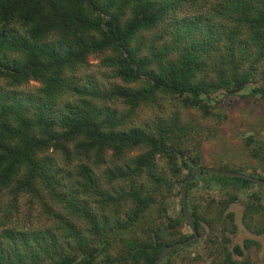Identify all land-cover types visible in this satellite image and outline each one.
I'll return each instance as SVG.
<instances>
[{"label":"trees","instance_id":"1","mask_svg":"<svg viewBox=\"0 0 264 264\" xmlns=\"http://www.w3.org/2000/svg\"><path fill=\"white\" fill-rule=\"evenodd\" d=\"M92 56L101 59L95 74ZM32 81L41 86L27 89ZM259 81L264 0H0V264H155L166 247L192 238L181 230L182 199V219L168 217L169 200L204 167L202 143L215 128L184 112L223 122L214 97ZM252 96L264 100V85ZM168 100L177 104L167 109ZM147 109L154 117L140 122ZM246 142L264 167V140ZM200 175L206 189L256 184L201 172L187 191L210 255L251 264L234 257L259 241L231 247L237 197L201 204ZM26 197L47 215L45 227L12 224ZM260 216L256 193L242 222L257 236Z\"/></svg>","mask_w":264,"mask_h":264},{"label":"rangeland","instance_id":"2","mask_svg":"<svg viewBox=\"0 0 264 264\" xmlns=\"http://www.w3.org/2000/svg\"><path fill=\"white\" fill-rule=\"evenodd\" d=\"M89 60V63L92 65L89 73H97L101 59L92 56ZM262 85H264V82L259 81L237 95L226 98L222 94L215 96L216 110H214L215 112L221 111L225 114L226 118L223 122H219L213 116L204 120L203 116L196 111L184 112L185 116L191 117L208 129L215 128L214 134L208 136V140L202 143L201 152L204 167L227 169L232 172L243 169L245 171L244 174L249 175V173L256 172L264 176V167H262V164L258 160L253 159L249 153L250 149L255 145L250 146L246 142L251 136H254L256 140H264V100L260 96H252V88ZM40 86L38 82L32 81L27 86V89L34 90ZM21 89L26 88L23 87ZM175 104H177V101L168 100L165 106L167 109H171ZM119 110L123 111L124 109L119 106ZM154 115V110L147 109L141 113L139 121H149ZM138 154H140L139 151H134L131 153V156H137ZM207 179V175H200L197 178L199 187L195 192V198L201 204H205L206 201L212 198L222 200L224 198L228 199L232 195L237 197L235 203L230 207V211L236 215V224L238 225V232L232 237L231 247L243 245L247 239L257 240L261 243L260 248L253 246L245 252L244 257L235 256V260H247L251 264H264V235L257 236L251 233L242 222L246 207L252 202L253 194H259L261 204L264 206V189L258 187L259 185L249 187L248 190L223 185H215L213 189H206L204 188V182ZM168 217L182 219L181 195L177 191L175 196L169 200ZM259 218L264 221V217L260 216ZM12 224L24 229L45 227L47 225V215L44 214L42 208L38 205H31L29 197H26V199H22L18 212L14 214ZM181 230L189 237L193 236L187 223H183ZM205 242L206 236L201 235L198 243L191 245L184 252H181L180 256L173 257V262L175 264H184L182 261L184 256L190 255L192 258H198L197 264H218L219 262L216 257L210 255V252L206 249Z\"/></svg>","mask_w":264,"mask_h":264},{"label":"water","instance_id":"3","mask_svg":"<svg viewBox=\"0 0 264 264\" xmlns=\"http://www.w3.org/2000/svg\"><path fill=\"white\" fill-rule=\"evenodd\" d=\"M201 172H207L219 176H226L231 178H242L245 180H248L250 182L255 183L256 185L263 186L264 187V180L255 176L247 175L241 172H232L229 170H222V169H214V168H208V167H199L196 168L192 173L191 176L185 181L182 189L181 199H182V206H183V212L185 216L186 223L191 230L193 237L185 242H179L173 246L166 247L162 253L160 254L159 258L156 260L155 264H161L163 260L167 258V256L174 251L177 248L191 246L195 243H197L200 240V233L197 229V226L195 224L194 219L191 216L190 210L187 205V191H188V185L192 178L197 176Z\"/></svg>","mask_w":264,"mask_h":264}]
</instances>
